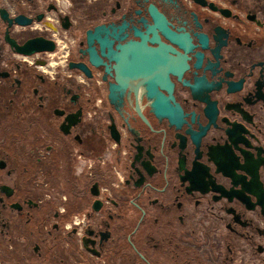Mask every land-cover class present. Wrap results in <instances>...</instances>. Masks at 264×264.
<instances>
[{"label": "flooded vegetation", "instance_id": "flooded-vegetation-1", "mask_svg": "<svg viewBox=\"0 0 264 264\" xmlns=\"http://www.w3.org/2000/svg\"><path fill=\"white\" fill-rule=\"evenodd\" d=\"M0 264H264V0H0Z\"/></svg>", "mask_w": 264, "mask_h": 264}, {"label": "built area", "instance_id": "built-area-1", "mask_svg": "<svg viewBox=\"0 0 264 264\" xmlns=\"http://www.w3.org/2000/svg\"><path fill=\"white\" fill-rule=\"evenodd\" d=\"M60 65H61V67H63V65H64V62L62 60L60 61Z\"/></svg>", "mask_w": 264, "mask_h": 264}]
</instances>
